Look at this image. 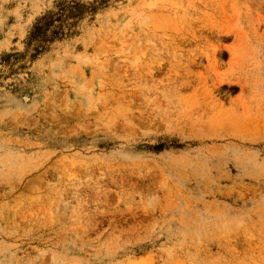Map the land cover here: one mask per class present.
Here are the masks:
<instances>
[{
	"label": "rangeland",
	"instance_id": "rangeland-1",
	"mask_svg": "<svg viewBox=\"0 0 264 264\" xmlns=\"http://www.w3.org/2000/svg\"><path fill=\"white\" fill-rule=\"evenodd\" d=\"M0 264H264V0H0Z\"/></svg>",
	"mask_w": 264,
	"mask_h": 264
},
{
	"label": "trees",
	"instance_id": "trees-1",
	"mask_svg": "<svg viewBox=\"0 0 264 264\" xmlns=\"http://www.w3.org/2000/svg\"><path fill=\"white\" fill-rule=\"evenodd\" d=\"M47 18H42L34 24L29 32L28 40L36 43L43 42L47 38V33H51L47 26H50V22L46 21ZM49 22V24H48Z\"/></svg>",
	"mask_w": 264,
	"mask_h": 264
}]
</instances>
